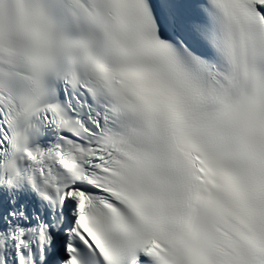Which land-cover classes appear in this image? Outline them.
Wrapping results in <instances>:
<instances>
[{"label":"snow or ice","instance_id":"obj_1","mask_svg":"<svg viewBox=\"0 0 264 264\" xmlns=\"http://www.w3.org/2000/svg\"><path fill=\"white\" fill-rule=\"evenodd\" d=\"M0 264H264V0H0Z\"/></svg>","mask_w":264,"mask_h":264}]
</instances>
